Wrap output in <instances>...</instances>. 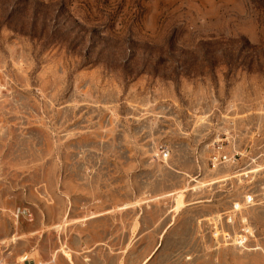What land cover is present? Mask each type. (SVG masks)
Wrapping results in <instances>:
<instances>
[{"label":"rangeland","instance_id":"rangeland-1","mask_svg":"<svg viewBox=\"0 0 264 264\" xmlns=\"http://www.w3.org/2000/svg\"><path fill=\"white\" fill-rule=\"evenodd\" d=\"M32 262L264 264V0H0V263Z\"/></svg>","mask_w":264,"mask_h":264},{"label":"built area","instance_id":"built-area-1","mask_svg":"<svg viewBox=\"0 0 264 264\" xmlns=\"http://www.w3.org/2000/svg\"><path fill=\"white\" fill-rule=\"evenodd\" d=\"M215 147L212 149L213 151L209 157V164L211 167L218 166L223 163L233 162L236 158V154H229L223 149V141H218L214 143ZM253 202V196L250 194H246L243 196V205L249 206ZM240 205V203L236 202L233 203L230 209L232 212L231 215L225 218V222L228 224H234L236 221V214H239L240 218V226L238 227L236 233H229L226 231H220L221 233L218 234V231H214L213 237L218 238L221 241L237 243L240 246H243L248 237L252 236L251 228L246 223V220L240 216V213L244 210V206ZM230 243V244H231ZM0 264H11V263H0ZM32 264H41L32 262Z\"/></svg>","mask_w":264,"mask_h":264}]
</instances>
